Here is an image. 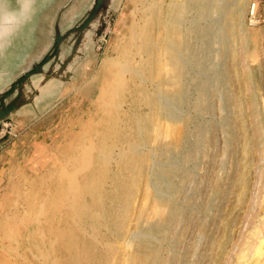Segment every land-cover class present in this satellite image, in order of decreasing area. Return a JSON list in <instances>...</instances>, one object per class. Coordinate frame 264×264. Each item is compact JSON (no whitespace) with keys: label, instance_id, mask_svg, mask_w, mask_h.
I'll return each mask as SVG.
<instances>
[{"label":"rangeland","instance_id":"374dc122","mask_svg":"<svg viewBox=\"0 0 264 264\" xmlns=\"http://www.w3.org/2000/svg\"><path fill=\"white\" fill-rule=\"evenodd\" d=\"M89 1L76 0L70 9L80 10ZM238 1L242 3L240 7L235 6V0H212L214 5L229 2L230 11L226 13L213 6L201 21L204 25L211 23L212 30L210 47L204 51L197 70L201 78H210L211 84L197 93L198 89L185 75L186 82L190 81L185 97L172 110L174 114L181 112L183 120H170V128L164 127L171 137L167 134L164 141L163 137L156 139L151 133L152 121L150 124L142 118L146 105L136 102L130 112L128 130L130 139L139 143L140 148L132 154L134 167L125 168L124 159L119 161L118 178L112 180L113 176H108L116 153L102 157L93 166L92 148H85L102 140L93 133L94 125L91 126L103 116L94 102L99 93V66L104 58L115 56L123 24L137 0H114L102 38L86 48L80 58L83 60L73 66L74 77L63 90L44 98L37 107L23 106L0 121V264H264V242L260 243L264 241L263 179L261 185L258 183L259 169L264 167L259 153L264 145V0ZM253 1H257V15L251 19L248 12ZM77 15L64 12L62 28ZM191 15L192 12L188 13ZM224 32L227 37L223 40ZM65 45L66 55L69 48ZM15 48L22 47L0 46V88L27 67L43 46L32 57L37 48L34 45L30 47L32 52L24 51L25 55L5 61V52ZM88 60L90 63H86ZM6 67L7 72L3 69ZM82 71L86 73L83 76ZM220 71L223 78L219 80L215 74ZM197 94L202 95L200 100ZM23 122L35 123L21 126L19 123ZM144 125L148 128L144 129ZM178 132H186L190 141L200 135L192 157L179 164L177 144L172 147L171 163L165 155L157 153L160 140L171 143ZM24 134L29 138L23 143L24 148H18L17 142ZM107 138L108 144L125 140L122 136ZM183 167L189 174L180 178L178 168ZM158 169L165 172L171 185L169 194L161 199L153 194L151 184L152 170ZM70 176L79 180L71 189ZM111 181H118L116 187ZM57 189L68 190L69 198L54 199L53 203L50 194L56 195ZM92 197H96L94 202ZM255 197L257 206L253 203ZM49 206L55 208L54 213ZM155 206L165 209V216L178 207L185 210V215L175 214L169 224L164 217L167 226L159 232L152 229L160 218L153 210ZM36 211L40 216L33 214ZM251 213L254 217H250ZM252 227L257 232L253 236L249 232ZM144 231L143 237L152 235L153 245L140 247L130 234ZM244 239L251 245L238 249ZM154 248L160 259L157 262L152 261Z\"/></svg>","mask_w":264,"mask_h":264},{"label":"bare ground","instance_id":"6f19581e","mask_svg":"<svg viewBox=\"0 0 264 264\" xmlns=\"http://www.w3.org/2000/svg\"><path fill=\"white\" fill-rule=\"evenodd\" d=\"M75 1L76 0H74L72 2L71 7L74 5ZM113 2H114V0H110L108 2V6H105L103 9L100 10V12L96 16L95 20L91 24V27H92L91 30L88 29L85 31V34H87V37L95 35L94 30L98 27V25H100V23L102 21H105V20L107 22L109 21L110 15L112 14ZM139 2L141 3V5H139ZM253 2H254V5H253L254 6L253 7L254 16H251V19H254L257 15V1H253ZM234 4L237 7H240L242 5V3H240V1H238V0H235ZM86 6H87V4L82 6V8L80 10H78L79 8L75 9V10L74 9L71 10L70 9L71 7L68 8L67 10L69 11L70 15L75 16L78 13H80L81 11H83L86 8ZM213 6H215L216 9L221 8L226 13H228L230 11L229 10L230 9V3L229 2H225V3L220 2L218 5H214L212 0H147L146 3L145 2L143 3L141 0H137L136 6L134 7L132 12L130 13L129 17L127 18L126 23L123 24V27H122L123 34H121L122 35L121 38L117 41L118 43L116 45L115 56L104 58L102 60L100 66H99V73H98V76H99L98 83H100L98 85V92L99 93L95 97L94 102L97 105V108L102 109L103 116H101L97 121H95L94 122L95 124L91 125V126L94 125L93 126L94 127L93 133H96L99 137L101 136L102 140H101V142L97 141V143H95L94 145H88L85 149L89 148V150H91L90 148H92V151H93L92 165L93 166H96L100 161H102L101 160L102 157L107 156L111 153H116L115 164L113 165L112 168H110L108 170L109 171L108 176H113L112 180H114L115 178H118V173L121 171V168L119 166V161L121 159H124L123 162H124L125 168H130L132 166L134 167V164L131 163V161L134 159V156L132 154L136 153L138 151V148H140V146H139V143L130 139L131 138L130 137L131 132L128 130V128H129L130 122H131L130 121L131 120V117H130L131 113L130 112L136 106V104L138 102H140L141 104L144 103L146 105V111L143 112L145 116H143L142 118H144V120L148 121V122H150V120L152 121L151 133L154 132L153 134L155 135L156 139L163 137V141H164V138L168 137V135L170 134L169 133L170 131L167 132L168 129L164 131V127L170 128V123H169L170 120H174L177 122V121H180L183 117L181 112L178 114H174L172 112V110L174 108V105L178 106V104L181 103L185 97V88L187 87V84L190 83V81L188 79L186 82L185 75H188L190 80H192L193 86L196 89H198L197 93H199V91L202 92L201 90H205L203 88H207L206 86L211 84L210 78L203 79L199 76V72L197 70V67H198V63L203 58L204 51L210 47V37H211V30H212L211 23L204 25L201 23V21L203 20L205 14L208 13L210 8ZM240 9L241 8H239L237 11H235V13L238 14ZM110 11H111V14L109 13ZM190 12H192V15L188 16V13H190ZM223 30L225 31V29H223ZM103 33H104V31L102 32L101 35H99L98 37L95 38V40H97V42L99 39L102 38ZM224 37H227L226 32L223 33V38H222L223 40L225 39ZM91 39L93 40L92 37H91ZM48 44L49 43H45V45H39V46H43L42 49L40 48L41 49L40 51H38L39 46H37V48L33 51V53L31 54L30 57H32V55L35 54L34 53L35 51H38L33 56L37 59L42 54V52L45 51ZM84 55H83V57H84ZM31 59H33V58H31ZM82 60L83 59H80L77 63H80ZM88 61L89 62H86V63H90V60H88ZM30 63H31V61H30ZM86 63L84 64V68H85ZM25 68L26 67H24L22 69H25ZM214 72H216V71H214ZM82 73H83V71H82ZM221 74H222V71L215 74L216 76L218 75L219 80L223 78V77L221 78V76H223ZM73 77H74L73 69H72V74L70 75L69 78L66 79V81H61V79H59V80L58 79H52V77H49L46 75L37 76L35 79L32 80V82L34 83V86L36 87V90L38 91V95L36 96L35 102L38 103V101L43 99L45 97V95H47L54 88L55 89L58 88L60 90L61 89L63 90L66 86V82L71 80ZM188 88H189V86H188ZM88 89L89 88L87 87L86 91ZM56 93H59V90ZM197 95L199 97V96H202L203 93H202V95H199V94H197ZM198 99L200 100V97ZM174 121L173 122L171 121V124L174 123ZM181 123H182V121H181ZM150 124H151V122H150ZM168 124H169V126H168ZM181 125L182 124H180V126ZM176 126H177V124H176ZM180 126H178V127H180ZM143 128L146 129L148 127L146 125H144ZM140 129H141V127H140ZM172 129H174V127ZM260 131H262V129H260ZM193 133H195V132H193ZM261 133H263V132H261ZM119 136L120 137L122 136L123 138H125V140L122 142H116L115 141L111 144L107 143V140L109 139L107 137H119ZM164 136H166V137H164ZM150 137H151V135H150ZM196 138L197 139L194 138L195 140L192 139L193 141H190L186 132H178L177 137L174 138V141L171 143H165V142L160 140V143H159L158 148H157L158 149L157 153L165 155L164 157H166L169 160V162L171 163V161L173 160L171 157L172 147L177 144L180 147V149H179L180 152H179V156H178V163H177V164H179L180 161H182V160L190 159V157H192V155L196 151L197 141L199 140L200 135L198 137L196 136ZM153 139H154V137H153ZM168 139L169 138H167V140ZM124 142H125V144H123ZM151 144H153V143H151ZM142 153H144V152H142ZM259 153H260L262 161H264V145L259 150ZM151 154H152V152H151ZM89 157L90 158L92 157L91 154ZM147 159H148V157H147ZM155 162L156 161H154V163ZM157 163L162 164L159 161ZM142 164H144V163H142ZM152 165H153V162H152ZM136 168L137 167H135V169ZM125 171H126V169H125ZM260 172H261V175L259 176V181H258L259 185H261L260 179H263V181H264V167L262 169H259V173ZM64 173H65L64 175H66V172H64ZM152 174L154 177L151 181V184H152L153 189H154L153 194L155 193L154 195L159 199L164 198L166 195L169 194L168 190L171 188L170 181H169V179H167L165 172L162 169H158L154 172L152 170ZM178 174H179L180 178H185L189 174V172L186 171V169L183 167V170L181 168H178ZM67 175H70V174H67ZM71 177L72 176H70V179H72V181H71L72 183L71 184L68 183V185L69 184L71 185L69 187V189L76 187L79 183V180L76 178V176H75V178H71ZM65 178H67V177H65ZM182 180H185V179H182ZM85 181L89 186H91V184L87 180H85ZM110 184L113 185L114 187H116V185L118 184V181H111ZM149 185H148V187H149ZM128 188H130V187H128ZM258 188H259V192L262 191L261 187H258ZM57 190L58 191L56 192V195L54 193L50 194V198H51L52 202L54 201V199L55 200H60V199L67 200L69 198V195H67L68 190H66V191L64 190L63 192H61L59 189H57ZM177 190H179V189L177 188ZM257 191H258V189H257ZM127 192H129V191H127ZM146 192H147V190H146ZM150 194H152V193H150ZM124 197H126V196L124 195ZM131 197H132V194H131ZM257 197L259 198L260 195H257ZM126 198H128V197H126ZM168 198H171V197H168ZM144 199H146V198L144 197ZM262 199H263V197H262ZM95 200H96V197H92L91 201L94 202ZM166 201H168V200H165V202ZM256 202H258V201H257V198L255 197L253 203L255 204ZM53 203H55V202H53ZM51 204H50V206L52 207ZM133 204H135V203H133ZM169 204H173V203H169ZM260 204H261V202L258 203V205H260ZM263 204H264V200H263ZM57 206H60V205H57ZM51 207H50V209L52 210ZM141 207H142V204H141ZM157 207L158 206H155V208L153 207V210L155 211V214H157L158 216L160 215V218L157 222L155 221L156 223L153 224L152 229L159 231V232L161 230L165 229V226H167V225H165V218H166V222L169 224L170 222H168V221H172L173 218L175 217V214H181L182 216L185 215V210L178 207V210H176L174 208L170 209L168 211V215L165 216L164 215L165 209L162 211V209L160 210ZM43 208L44 207H42V209ZM142 208H141V210H142ZM34 209H36V208H34ZM28 210L29 209H27V213H28ZM53 210H52V212L54 213ZM138 210H139V208H138ZM172 210H173V212H171ZM31 211L32 210H30L29 212H31ZM38 211L34 212L33 214L35 215V213H36V215H37ZM47 211H50V210H47ZM142 212H143V210H142ZM30 215H32V214H30ZM38 215L40 216V214H38ZM139 215H140V213H139ZM249 215H250V217H252L253 214L251 213ZM62 216H63V214H62ZM117 216H119V215H117ZM253 217H254V215H253ZM78 218H80V217H78ZM30 219H31V217H30ZM24 220L26 221V217ZM141 220H142V218H141ZM72 221H73V219H72ZM24 222H22V224ZM45 222H46V220H44V223ZM53 222H55V221L53 220ZM18 223H16V224H18ZM138 223H140V222H138ZM30 224H32V223H30ZM18 225H20V223ZM18 225H17V228L20 227ZM24 226L25 225H23V227ZM21 227H22V225H21ZM253 228L254 227H252L250 229V231L248 230L249 232H251L250 235H252V236L257 233V232H255L256 227L254 229ZM50 230H52V229H50ZM139 230H142V229H139ZM148 231H152V230L148 229ZM163 231H165V230H163ZM19 232H20V230H19ZM249 232H248V234H249ZM145 233L146 232L144 231L141 234H137L135 232H132L130 234L133 237V239L135 241H137V243H139L140 247H147V246L153 245L154 239L152 238V235H150V238H146V237H143V235ZM14 235H15V233H14ZM17 235H19V234L17 233ZM249 237H251V236H249ZM62 238H64V237H62ZM261 239H262V237H261ZM259 240H260V238H259ZM242 242H244V241H242ZM262 242H264V241L261 240L260 243H262ZM238 245H240V244H238ZM250 245H251V242H248L245 240V242L242 243V246L240 245V247L238 246L237 248L242 249V248H245L246 246H250ZM36 246L38 247V245H36ZM60 246H61V244H60ZM261 248L262 247H259L257 249L261 250ZM25 249H27V248H25ZM257 249H255V250H257ZM154 252H155L154 253L155 255H154L152 261L157 262L158 260H160L158 254H157L158 250L154 248ZM40 253H41V250H40ZM38 254H39V252H38ZM34 258H36V257H34ZM161 258H163V257H161ZM147 259H148V257L145 256L143 260H145V262H146ZM42 261H43V258H42ZM230 261H231V259H230Z\"/></svg>","mask_w":264,"mask_h":264},{"label":"water","instance_id":"95a60500","mask_svg":"<svg viewBox=\"0 0 264 264\" xmlns=\"http://www.w3.org/2000/svg\"><path fill=\"white\" fill-rule=\"evenodd\" d=\"M73 1L68 0L58 8L52 26L51 43L46 51L0 88V121L23 106L37 107V104L44 98L54 95L59 90L58 88V90L55 88L51 90L36 103L38 91L32 80L39 75H46L52 79L66 81L72 74L74 64L84 55L86 48L97 43L95 38L102 34L107 21H102L98 25L94 30V36L87 37L85 31L91 30L92 22L100 10L108 6L110 0H90L86 8L78 13L77 17L67 27L62 28L60 25L62 14ZM109 13L111 14V11ZM64 44L69 48L66 55L63 52Z\"/></svg>","mask_w":264,"mask_h":264},{"label":"crops","instance_id":"0c3cea01","mask_svg":"<svg viewBox=\"0 0 264 264\" xmlns=\"http://www.w3.org/2000/svg\"><path fill=\"white\" fill-rule=\"evenodd\" d=\"M67 1L68 0H31V12L29 17L12 32L0 31L1 48L11 45L14 47H22L21 49L15 48L5 52V61H13L16 59V55L19 56V54L21 55L22 53L25 55L24 51L29 53L32 52L30 47L33 45L36 47L39 45H44L45 43L50 44L55 15L58 8ZM2 7H5L9 10H19L20 0H0V10H2ZM70 7L71 5L68 8ZM67 9L64 12L68 11ZM26 46L28 48H25ZM1 52L3 54L4 49ZM33 60L34 59H31V61ZM3 69L6 72L8 70L7 67ZM85 74L86 73L83 72L81 76ZM28 123L34 124L35 122ZM28 123L23 122L19 124L22 126ZM28 138L29 135L24 134L22 139L18 140L17 142L18 148H24L23 143L28 140ZM18 148L16 147L15 150L17 151Z\"/></svg>","mask_w":264,"mask_h":264},{"label":"clouds","instance_id":"9594fccd","mask_svg":"<svg viewBox=\"0 0 264 264\" xmlns=\"http://www.w3.org/2000/svg\"><path fill=\"white\" fill-rule=\"evenodd\" d=\"M31 12V0H20L19 10H0V31L12 32L24 22Z\"/></svg>","mask_w":264,"mask_h":264},{"label":"built area","instance_id":"2783aa9c","mask_svg":"<svg viewBox=\"0 0 264 264\" xmlns=\"http://www.w3.org/2000/svg\"><path fill=\"white\" fill-rule=\"evenodd\" d=\"M254 4H251V6H250V9H249V12H248V14L250 15V18H251V16H254V14H253V6Z\"/></svg>","mask_w":264,"mask_h":264}]
</instances>
